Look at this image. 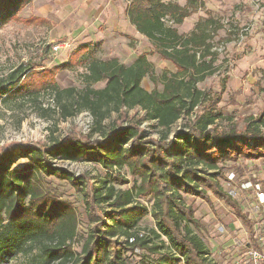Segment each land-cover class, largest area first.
<instances>
[{
  "label": "trees",
  "instance_id": "trees-1",
  "mask_svg": "<svg viewBox=\"0 0 264 264\" xmlns=\"http://www.w3.org/2000/svg\"><path fill=\"white\" fill-rule=\"evenodd\" d=\"M32 1L0 0V27ZM126 1L129 23L152 43L159 59L176 69L161 74L160 90L145 55L129 66L117 59L85 58L87 74L81 90L37 80L32 67L17 68L0 78L3 104L50 92L62 120L87 111L98 130L112 112L118 113L98 141L70 133L45 149L27 144L0 149V264L18 257L25 264H126L124 252L135 250L157 256L152 264H214L199 235L201 225L183 198L208 200L206 192L231 207L235 217L251 228L216 177H222L219 163L264 158V115L249 117L242 129L234 124L218 131L216 123L224 119L218 108L220 94L210 96L197 86L215 70L212 40L221 26L207 12L188 34L178 33L187 17L203 9L202 0H184L183 5L177 0ZM145 77L154 85L151 91L141 86ZM99 82L105 83L103 88L90 87ZM136 108L144 112L143 118L121 112ZM181 118L186 122L171 138L149 139L140 128L143 122H155L167 133ZM19 159L26 163L13 169ZM51 160L96 163L109 173L94 186L84 175L53 168ZM114 168H126L138 182L130 189L116 188L128 181L112 176ZM44 176L66 180L81 193L92 227L78 255L73 250L76 213L42 187ZM139 199L151 200L150 211ZM102 205L108 210H101ZM147 215L155 225L139 233L140 221Z\"/></svg>",
  "mask_w": 264,
  "mask_h": 264
},
{
  "label": "rangeland",
  "instance_id": "rangeland-1",
  "mask_svg": "<svg viewBox=\"0 0 264 264\" xmlns=\"http://www.w3.org/2000/svg\"><path fill=\"white\" fill-rule=\"evenodd\" d=\"M83 1L33 0L15 19L2 25L0 78L17 68L32 67L30 72L35 74L37 80H53L60 89L71 87L81 90L85 86L83 78L87 74L86 59L89 56L102 61L117 59L119 63L129 66L135 57L145 55L152 64L153 75L158 79L157 87L160 90L161 74L164 71L173 74L176 72L175 67L159 59L153 45L143 39L130 42L127 46L111 40L104 44L97 42V25L90 26L85 32ZM177 2L184 4V0ZM207 12L221 28L212 40L215 70L197 86L210 96L220 94L218 108L224 119L216 123L218 131L227 130L234 124L242 129L249 117L264 115V0H207L203 9L192 14L177 30L181 33L189 32L194 21L197 18L205 19ZM57 46L61 47L55 50ZM69 63H72L70 68L63 67ZM44 82L39 81V84ZM104 85V82H99L90 87L101 89ZM141 86L146 91L154 88L148 77L143 78ZM121 112L129 116L138 114L140 118L144 115L140 108L128 111L122 109ZM117 116V112H112L100 130L95 128L87 111L62 120L59 110L53 105L50 92L46 91H41L34 98L17 99L5 104L0 102V149L18 144L45 149L70 133L98 141ZM185 122L186 119H179L167 133H162L155 122H143L140 128L149 139H158L161 135L171 138L172 133ZM25 163V159H19L12 168L19 169ZM50 163L53 168L65 170L74 176L84 175L89 184L94 186H98L100 180L109 173L96 163L60 160H51ZM218 167L222 171V177H216L219 186L239 205L251 225L256 223L261 209L254 190L258 188L264 193V158L238 157L219 163ZM110 174L128 181L122 186L116 185V188L130 189L138 182L126 168H114ZM40 179L42 187L49 194L74 209L77 239L73 242V250L78 255L83 238L92 227L81 193L66 180L54 176ZM206 195L208 200L188 196L183 198L201 225L199 235L208 251V258L214 264H245L248 259L247 246H244L245 233L249 231L247 226L235 217L231 207L209 192ZM138 201L150 211L151 200ZM101 210L106 211L108 208L102 205ZM154 225L151 216L147 215L140 221L137 231L143 234ZM233 240L237 241L236 245ZM123 256L126 264H152L158 258L140 250L132 253L126 251ZM25 262L24 258L18 257L8 259L3 264Z\"/></svg>",
  "mask_w": 264,
  "mask_h": 264
},
{
  "label": "crops",
  "instance_id": "crops-1",
  "mask_svg": "<svg viewBox=\"0 0 264 264\" xmlns=\"http://www.w3.org/2000/svg\"><path fill=\"white\" fill-rule=\"evenodd\" d=\"M101 1H102L101 4H99L98 0L83 1L85 3V9H84L85 32L89 29L90 26L97 25L96 28V32L98 35L97 42H99L100 44L102 43L104 44L106 43L107 40H111L117 43L120 42L122 43L123 46H127L129 45L130 42H134L135 40L138 39L141 40L143 39L144 41L149 42L152 45V43L149 40H147L144 36L138 34L135 28L129 23L128 18L125 14V9L127 6L126 0H101ZM202 1L205 6L207 0H202ZM80 7H84V6L81 5ZM190 17L191 16L187 17L182 24L186 23V21ZM197 21L198 18L194 21V24H192V28L190 29V31L194 28ZM182 24L179 26H182ZM189 32L181 33L178 30L179 34H188ZM85 36H87V34H85ZM136 58L137 57H135V59Z\"/></svg>",
  "mask_w": 264,
  "mask_h": 264
},
{
  "label": "built area",
  "instance_id": "built-area-1",
  "mask_svg": "<svg viewBox=\"0 0 264 264\" xmlns=\"http://www.w3.org/2000/svg\"><path fill=\"white\" fill-rule=\"evenodd\" d=\"M61 46L54 49L57 50ZM256 201L259 204L261 213L256 223H252L249 231L245 233L248 259L245 264H264V193L258 188L254 190ZM131 241V239H130ZM236 245L237 241L233 240Z\"/></svg>",
  "mask_w": 264,
  "mask_h": 264
}]
</instances>
